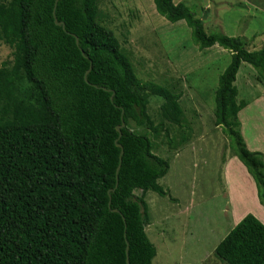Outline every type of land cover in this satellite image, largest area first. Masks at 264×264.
<instances>
[{"label":"trees","instance_id":"obj_1","mask_svg":"<svg viewBox=\"0 0 264 264\" xmlns=\"http://www.w3.org/2000/svg\"><path fill=\"white\" fill-rule=\"evenodd\" d=\"M100 1L58 0L54 8L55 0H0V42L13 49L11 66L0 64V264H127L126 241L129 264H151L156 255L145 232L144 195H167L158 180L169 163L153 152L150 135L158 136L164 121L182 125L180 93L139 78L99 22ZM153 2L168 22L186 23L199 49L217 44L229 51L215 89L214 124L231 138L264 207L263 154L250 150L237 129L248 104L237 101L234 84L242 62L264 80V45L249 50L244 36L206 31L182 1ZM53 9L64 27L54 23ZM153 95L163 99L157 124L148 113ZM214 254L225 264H264V224L246 214Z\"/></svg>","mask_w":264,"mask_h":264},{"label":"rangeland","instance_id":"obj_2","mask_svg":"<svg viewBox=\"0 0 264 264\" xmlns=\"http://www.w3.org/2000/svg\"><path fill=\"white\" fill-rule=\"evenodd\" d=\"M173 1L193 7L208 32L239 36L248 30L244 34L249 50L264 45V36L258 32L264 29V0ZM98 5L99 22L113 32L139 78L180 93L182 125L164 121L167 130L163 127L154 137L147 127L130 124L137 132H147L153 152L168 158L169 163L168 172L158 180L167 195L151 190L144 195L149 215L145 232L156 248L151 264H225L214 254L215 245L233 224L224 211L229 202L240 210L248 206L241 202L247 185L237 183L241 175L234 163L229 173L237 180L230 184L225 178L224 160L231 156L238 159L234 144L223 128L214 124L215 89L230 53L217 44L199 49L186 23L168 22L156 12L153 0H102ZM12 51L0 42V64L5 61L11 66ZM234 84L237 101L248 104L238 113L237 129L249 149L264 153L263 77L242 62ZM162 103L158 96L149 98L148 113L154 124L161 120ZM135 193L141 195L140 190Z\"/></svg>","mask_w":264,"mask_h":264},{"label":"crops","instance_id":"obj_3","mask_svg":"<svg viewBox=\"0 0 264 264\" xmlns=\"http://www.w3.org/2000/svg\"><path fill=\"white\" fill-rule=\"evenodd\" d=\"M248 31V30H245V32ZM245 32H242L240 34V36H244L245 38H247V36L244 34ZM259 33H261V36H264V29L260 28V30L258 31ZM252 36V35H251ZM248 35V37H251ZM250 150H256V149H253V148H250ZM262 154L264 155V153L262 152ZM224 167H225V178H227L231 183L235 182L237 180V178H233L231 177L230 173H229V169L232 168V164L234 163L235 166H236V170L237 172L241 175L239 177V174H238V184L243 187L245 185L246 187V196L243 195L241 198L244 199L241 201L243 204L244 202H246L248 204V206L245 208V210H240L238 207H236L233 203L231 204L230 202L228 203L229 204V207H227L224 211V216L226 218H233V224H232V227L233 225H235L243 216H245L247 213L246 212H250L251 214H254V216L256 218H258L263 224H264V207L263 205L259 202L258 200V197H257V194L255 192V183L251 177V175L247 172L246 170V167L243 165V163L236 159V157H228L227 159L224 160ZM236 171H234V173H237ZM243 181L244 184L241 182ZM248 189V191H247ZM230 190V189H229ZM247 194H248V197H247ZM230 199V198H229ZM239 202V201H238ZM229 229L231 228H228L227 230V233L229 231ZM218 243V242H217ZM217 245V244H216ZM215 245V246H216Z\"/></svg>","mask_w":264,"mask_h":264},{"label":"water","instance_id":"obj_4","mask_svg":"<svg viewBox=\"0 0 264 264\" xmlns=\"http://www.w3.org/2000/svg\"><path fill=\"white\" fill-rule=\"evenodd\" d=\"M57 1L58 0H55V3H54V8H55V5H56V3H57ZM53 15H54V23L56 24V25H60V26H62V27H64V23L62 22V21H59V20H57V18H56V16H55V12H54V9H53ZM74 37H75V42H76V44L78 45V43H79V40H78V37L76 36V35H74ZM81 53L84 55V52L81 50ZM86 57V56H85ZM90 68H91V65H90V67L85 71V73H84V80L86 81V82H88V80H87V75H88V73H89V71H90ZM95 87H96V85H94ZM105 89V88H104ZM113 96H114V93L112 92V94H111V96H110V99L111 100H113ZM124 122L123 121H121V123L119 124V125H117L116 126V130H117V132H118V137L116 138V140H115V144H116V146L117 147H119L120 148V152H119V162H118V165H117V167H116V170H115V177H116V186H117V183H118V173H119V169H120V165H121V160H122V154H123V148H122V145L118 142V138L120 137V135H121V128H123L124 127ZM114 191V188H111V189H109V191H108V196H109V202L108 203H110V197H111V192H113ZM113 212H116V213H119V214H121L120 213V211L117 209V208H113V209H111ZM122 219H123V221H124V217L122 216ZM128 248H129V245H128V242L126 241V247H125V255H126V263L127 264H129V256H128Z\"/></svg>","mask_w":264,"mask_h":264}]
</instances>
